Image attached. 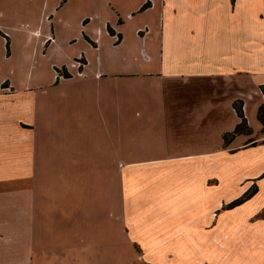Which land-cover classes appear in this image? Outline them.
<instances>
[{
  "label": "crops",
  "instance_id": "crops-1",
  "mask_svg": "<svg viewBox=\"0 0 264 264\" xmlns=\"http://www.w3.org/2000/svg\"><path fill=\"white\" fill-rule=\"evenodd\" d=\"M262 103L264 0H0V264H212L264 192ZM237 154L261 160L230 182Z\"/></svg>",
  "mask_w": 264,
  "mask_h": 264
},
{
  "label": "rangeland",
  "instance_id": "rangeland-1",
  "mask_svg": "<svg viewBox=\"0 0 264 264\" xmlns=\"http://www.w3.org/2000/svg\"><path fill=\"white\" fill-rule=\"evenodd\" d=\"M256 8L259 9L258 6ZM137 18H140V17L139 16H134L132 18L127 17L128 22H132L136 20ZM2 35L4 34L2 33ZM118 36L117 35L114 36L115 37L114 43L119 41ZM4 37L6 38V49L7 51H9V38L5 35ZM77 64H78V67L80 66L82 67V62H78ZM56 78L57 79L60 78L58 77V74ZM7 79L8 81L14 80L15 83L18 82L17 78L14 76L8 77ZM42 79L43 78H40L34 75L33 78L31 77L27 79L30 82L28 86L30 88H36L38 84L42 81ZM4 82L5 84H7V81H4ZM4 82H2L1 84H3ZM6 86H8V84ZM258 87L261 91H263L262 86H258ZM13 154L16 155L15 150ZM260 160H261L260 158L257 159L253 156L249 157L246 154L233 155L228 160V166L230 169L228 170L224 178L230 179V182H232L233 180L239 179L243 177L244 174H249L251 171H255L256 167L259 165ZM263 172L264 170L261 172L262 176H264L262 174ZM14 176L18 177V175H14ZM6 182H8L9 185H11L12 187H18V180L13 179V180H7ZM254 187H255V184H253V187L248 188L246 192L248 193L252 192L253 194ZM8 188L9 187L1 188L0 193H5L8 190ZM235 188L236 187L232 188L231 190L232 193L234 192ZM226 191L227 190H223V189L220 190V195L222 196V194ZM15 193L17 194L18 191H16ZM262 199L264 200V192L262 196L259 195L256 199L249 202L245 207L243 208L241 207L238 210L237 209L232 210L231 211L232 217H228L230 218L229 219L230 221L226 217H220V220H221L220 229L227 232V237L226 239H223V232H220L219 230V233L216 235V238L219 240H222L224 242V245L222 244L221 241H218L215 243L216 245L212 248L211 247L203 248L200 254L202 255L203 258L205 257L207 259L206 261H210L212 262V264H252L249 261V259H247L248 257L251 258V257H254V255H258V254H263L264 256V236L260 237L258 236V234L255 233L256 230L257 231L264 230V223L260 222L259 219H255V218L251 220L250 219L251 217L246 219V221L238 220L239 216L243 214L244 210H248L249 212L253 211L255 208L258 207L259 202ZM3 202H7L4 204L11 203L13 204L14 208L16 207L17 210L19 209L18 208L19 206L18 194L15 195L14 197L12 196L8 198L7 201H3ZM2 208L3 206L1 204L0 209ZM14 208L11 210L15 211ZM8 209L9 208H5L4 212H0V215L5 214V216H9V214L13 213V211H9ZM259 243H261L262 245H260Z\"/></svg>",
  "mask_w": 264,
  "mask_h": 264
},
{
  "label": "trees",
  "instance_id": "trees-1",
  "mask_svg": "<svg viewBox=\"0 0 264 264\" xmlns=\"http://www.w3.org/2000/svg\"><path fill=\"white\" fill-rule=\"evenodd\" d=\"M145 4L141 7V9H144L145 8ZM82 63L84 61H81ZM79 69H81V66L79 67ZM57 74H58V77L59 76H62V77H69L71 76L69 73L65 72V71H61V70H58L57 69ZM6 84L5 82L2 84V86L4 87ZM233 107L235 108L236 112H237V115L240 117V122L235 126L234 130L231 131V132H228V133H225L223 135V139L226 142H228L234 135L238 134V133H241V132H244V133H247L249 132V128H248V125H247V122H246V118L244 117L243 115V110H242V102L240 100L236 101L233 103ZM257 118L258 120L261 122V124L263 125L264 127V105L261 104L259 107H258V110H257ZM264 175V172L262 173ZM252 192H245L241 197L231 201L230 203H228L226 205L227 208H231L235 205H238L240 204L241 202H243L244 200L248 199L250 196H251Z\"/></svg>",
  "mask_w": 264,
  "mask_h": 264
}]
</instances>
